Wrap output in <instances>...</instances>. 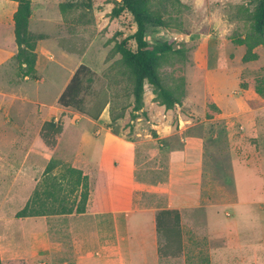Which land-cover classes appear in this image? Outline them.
<instances>
[{
    "label": "rangeland",
    "instance_id": "374dc122",
    "mask_svg": "<svg viewBox=\"0 0 264 264\" xmlns=\"http://www.w3.org/2000/svg\"><path fill=\"white\" fill-rule=\"evenodd\" d=\"M65 1L31 0L29 29L45 35L38 40L37 80L18 76L13 56L0 79L1 264H74L72 238L61 218L17 217L16 212L41 185L52 156L38 134L45 119L61 118L64 123L63 156L103 134L102 125L93 126L85 117L88 114L57 103L80 63L96 73L87 108L91 112L102 108L100 122L111 134L137 142L141 198L156 208L171 205L181 210V254L156 257L155 250L153 254L149 250L147 260L151 264H264V103L252 89L238 85L241 73L250 76L252 69L264 66V47L255 48L257 59L244 62L245 47L233 42L248 30L253 4L180 0L177 9H168L169 27H149L146 39H165L183 48V55L175 54L161 64L166 83L177 81L180 68L182 106L166 109L145 83V114L140 110L133 117L131 83L119 63L120 55L112 51L115 41L135 29L130 13L114 17L111 9L117 0H92L89 10L74 7L63 14L60 4ZM71 46L84 51L68 52L66 47ZM211 98L223 109L207 118ZM113 116L120 117L112 121ZM152 130L159 139L150 135ZM234 162L244 167L232 169ZM180 164L192 167L183 165L187 171L197 167L200 172L198 194L197 189L191 190V196H197L192 205L179 201ZM36 221L49 228L52 248L29 255L28 260L9 254L10 239L20 247Z\"/></svg>",
    "mask_w": 264,
    "mask_h": 264
},
{
    "label": "trees",
    "instance_id": "16d2710c",
    "mask_svg": "<svg viewBox=\"0 0 264 264\" xmlns=\"http://www.w3.org/2000/svg\"><path fill=\"white\" fill-rule=\"evenodd\" d=\"M17 2L13 13V33L16 43L14 60L18 76L37 79L36 74V43L45 37L44 34L33 33L29 29L32 13L31 0H14ZM253 4L250 13V26L248 30L233 39L237 45H243L245 51L242 61L248 62L257 59L255 48L264 47V0H248ZM180 0H117L111 9V15L119 16L122 12L130 13L135 25L130 36L115 41L112 51L120 55L119 63L123 72L131 83L133 97L132 116L136 117L138 111H143L144 85H151L154 99L170 109L176 105L182 106L184 95V77L179 68V78L166 83L161 72V64L169 57L183 55V48L174 46L173 41L165 39H146L149 27H169L166 19L168 9H174ZM92 0H66L60 4V11L65 14L67 9L80 7L89 10ZM176 11V10H175ZM120 34V32H117ZM133 42V45L129 44ZM71 53L82 54L84 48L74 46L66 47ZM96 73L86 64L80 63L73 71L70 79L57 98V103L63 107H72L88 114L92 119H98L101 109L94 112L87 108V95L95 81ZM239 87L252 89L264 100V66L251 70L250 76L246 72L240 74ZM107 101H105L106 103ZM219 112V108L210 99L206 104L207 118ZM120 116H113L116 120ZM63 121L61 118L45 119L40 127L39 135L50 148L56 144L57 136L61 133ZM152 135L156 136L155 132ZM58 169V172H53ZM40 186V187H39ZM89 194L88 176L81 169L73 167L57 159H49L43 173L41 185L33 189L32 194L24 206L16 212L17 217L63 214L83 212ZM155 227L159 237L157 254L159 257H177L182 252V234L180 228V214L177 209L162 208L155 214ZM162 237L163 239H161ZM1 264V259H0Z\"/></svg>",
    "mask_w": 264,
    "mask_h": 264
},
{
    "label": "crops",
    "instance_id": "0c3cea01",
    "mask_svg": "<svg viewBox=\"0 0 264 264\" xmlns=\"http://www.w3.org/2000/svg\"><path fill=\"white\" fill-rule=\"evenodd\" d=\"M16 7L17 2L14 0H0V79L8 70V61L12 56L14 58L17 49L12 18ZM32 15L33 13H31L30 19ZM38 46L39 41L35 47V67L38 62ZM255 94L264 103V100L257 93ZM211 99L219 108V112L212 116L214 117L223 108L216 100ZM85 117L95 127L102 125L103 134L94 136L95 140L90 142L89 146H79L72 155L63 156V150L60 151L64 123L54 147H48L40 135L39 137L43 147L52 152L49 159L53 158L68 163L81 169L88 176L89 194L86 208L79 213L38 216L51 219V221L54 217H58L66 224L72 238L74 264H151L153 262L147 260V252L151 250L153 254L155 250L156 257L158 256L159 237L155 227L156 212L162 208L177 209L181 222V210L176 206L156 208L154 205L146 203L140 195L142 182L138 179L136 172V140L134 139L133 144L125 136L111 134L110 130L100 122V115L96 120L89 116ZM152 132H155L156 136L152 135ZM150 135L159 139L155 130H152ZM199 151H202V146L197 150V152ZM183 165H186V169H192L187 164H180L177 180L180 186L179 201L182 205H192L194 200H197V196L192 197L191 190L197 189L196 194H198L201 176L197 167L194 171H187L183 169ZM236 166L242 165L234 162L232 169ZM181 169L183 170L181 171ZM249 202L247 203L249 204ZM238 203L237 200L230 206L234 207ZM34 223L28 229V237H24L20 247H16L13 238L10 239L9 254L28 260L29 255H37L52 248L49 228L39 221Z\"/></svg>",
    "mask_w": 264,
    "mask_h": 264
}]
</instances>
